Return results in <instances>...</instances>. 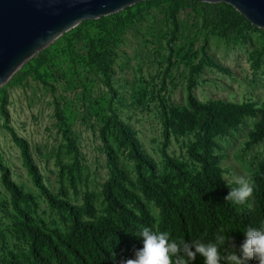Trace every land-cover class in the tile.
Listing matches in <instances>:
<instances>
[{"label": "rangeland", "instance_id": "374dc122", "mask_svg": "<svg viewBox=\"0 0 264 264\" xmlns=\"http://www.w3.org/2000/svg\"><path fill=\"white\" fill-rule=\"evenodd\" d=\"M130 11L86 20L63 33L0 86V163L8 168L11 179L34 199L32 216L48 229L65 231L64 215L50 210L34 188L22 165L11 131L24 139L45 186L54 195L59 189V169L69 166L73 156L62 137L66 129L79 153L78 194L68 183L69 202L81 206L86 190L92 195L97 215L102 214V185L108 178L100 140L102 119L109 116L110 95L105 78L91 61L89 43L102 56L101 65L115 92L110 110L135 134L141 150L153 160L157 176L168 175L161 155L163 144L162 104L167 110L183 112L189 68L204 47L209 58L228 74L204 68L196 77L192 94L196 101H223L252 104L264 108V54L259 30L226 28L229 17L217 4L191 0H147ZM172 11L178 29L172 33ZM57 106V110H56ZM257 118H244L235 128L213 139L214 154L221 156L220 168L225 183L235 187V178L250 177L256 164L264 163V139L250 143ZM106 139L120 167L137 190V174L129 151L120 138L108 130ZM196 131L173 126L166 153L182 162L194 175L199 165L187 154ZM150 214L157 218L158 208L140 194ZM13 212L9 195L0 183V264L7 252L18 254L26 248L13 232Z\"/></svg>", "mask_w": 264, "mask_h": 264}, {"label": "trees", "instance_id": "16d2710c", "mask_svg": "<svg viewBox=\"0 0 264 264\" xmlns=\"http://www.w3.org/2000/svg\"><path fill=\"white\" fill-rule=\"evenodd\" d=\"M198 2L197 0H191ZM222 12L229 17L226 28H243L259 30L252 26L235 9L219 3ZM133 7L125 8L130 11ZM172 11V33L178 25ZM263 47L256 53L257 57L264 54ZM94 43H89L91 61L100 69L110 95L108 103L109 116L102 119L100 140L105 155V166L108 178L102 185V214L97 215L88 191L82 194L81 206L72 205L65 190V182L71 192L77 195L76 175L79 174V153L71 141L66 129L62 137L72 152L73 162L59 169V189L52 194L33 163L27 142L11 131L13 143L19 150L22 165L31 183L44 199L50 210L64 215L67 229L60 231L48 229L44 221L32 216L29 206H34V199L23 191L12 179L7 167L0 163V183L9 195V205L14 214L13 232L18 241L25 244L22 252H7L4 257L6 264H119L120 260L132 258L136 249L142 248V240L136 236L140 226H148L154 232H167L172 239L194 241L203 239L205 242L214 240L222 234L225 241H234L237 251L245 240L244 231L248 227H260L264 222V163L256 164L250 176L255 189L249 200L242 205L226 202L231 185L225 183L220 168L221 156L214 154L213 139L224 134L226 130L237 127L244 118H257L250 143L259 144L264 139V108L255 109L252 104H233L223 101H196L192 90L196 85V77L204 68H214L228 74L227 70L215 62L200 48L197 63L189 68L186 91L188 110L179 112L167 110L162 104L163 144L161 155L168 175L157 176L156 167L151 158L142 150L134 132L111 112L110 104L115 92L101 65V55ZM29 62L22 68L28 66ZM57 110V106H56ZM182 125L196 131L195 141L188 147V156L199 165V170L191 175L182 162L172 160L166 153L171 128ZM108 130H113L120 138L122 146L128 149L130 159L134 162L137 174V190L120 167L115 152L106 139ZM140 194L152 201L158 208V217H153ZM194 250V249H193ZM115 254V255H114ZM223 254V246L221 247ZM190 264H203V257L197 255ZM247 264H257L255 260Z\"/></svg>", "mask_w": 264, "mask_h": 264}, {"label": "water", "instance_id": "95a60500", "mask_svg": "<svg viewBox=\"0 0 264 264\" xmlns=\"http://www.w3.org/2000/svg\"><path fill=\"white\" fill-rule=\"evenodd\" d=\"M147 0H0V86L63 33L86 20ZM224 3L264 30V0H197Z\"/></svg>", "mask_w": 264, "mask_h": 264}, {"label": "clouds", "instance_id": "9594fccd", "mask_svg": "<svg viewBox=\"0 0 264 264\" xmlns=\"http://www.w3.org/2000/svg\"><path fill=\"white\" fill-rule=\"evenodd\" d=\"M234 182L235 187L228 186L230 191L225 201L245 204L253 195L254 181L251 177L239 176ZM244 234L246 238L237 251L234 241L228 239L226 242L222 234L207 242L203 239L189 242L172 239L167 232H154L148 226H140L135 235L141 238L143 247L136 249L132 258L120 260L119 264H190L198 254L203 257V264H247L249 260L264 264V222L258 228L248 227Z\"/></svg>", "mask_w": 264, "mask_h": 264}]
</instances>
